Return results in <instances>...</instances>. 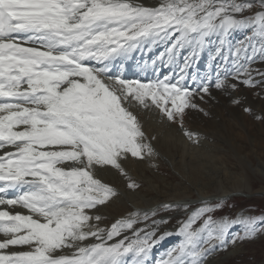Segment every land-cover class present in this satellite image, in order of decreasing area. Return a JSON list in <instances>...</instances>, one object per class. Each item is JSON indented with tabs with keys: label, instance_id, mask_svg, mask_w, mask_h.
<instances>
[{
	"label": "snow or ice",
	"instance_id": "obj_1",
	"mask_svg": "<svg viewBox=\"0 0 264 264\" xmlns=\"http://www.w3.org/2000/svg\"><path fill=\"white\" fill-rule=\"evenodd\" d=\"M236 32L244 37L234 44ZM160 47L140 66L154 79L114 71ZM257 62L264 64V0L259 7L255 0H0V150L13 149L0 155V264H205L237 223L216 218L223 198L192 211L188 204L132 209L103 228L99 208L120 195L104 174L115 171L135 191L126 165L157 155L129 106L156 110L183 129L187 110L204 111L198 101L212 86L264 90ZM15 207L27 214L7 210ZM181 207L175 232L163 230L169 221L155 217ZM238 223L241 239L264 230V217ZM172 235L178 243L156 259V246Z\"/></svg>",
	"mask_w": 264,
	"mask_h": 264
},
{
	"label": "rangeland",
	"instance_id": "obj_2",
	"mask_svg": "<svg viewBox=\"0 0 264 264\" xmlns=\"http://www.w3.org/2000/svg\"><path fill=\"white\" fill-rule=\"evenodd\" d=\"M251 94L252 90L235 92V96L247 95L245 106L251 109L247 113L243 112L244 104L234 105L239 116L229 111L234 106L230 103L231 98L224 95H217L214 101L208 97L200 101L199 106L206 108L203 113L188 110L190 114L184 119L187 121L185 125H191L190 131L197 134V144L187 141L175 124L168 125L172 130L167 135L168 140L158 132L160 137L157 135L155 140L162 157L140 161L138 171L134 170L136 173L128 170L140 185L139 189H128V181L115 171L104 174V179L116 187L120 195L99 208L98 214L103 218L99 225L107 220V224L110 223L114 216L126 213L133 206L148 207L159 201L181 199L190 202L189 211H192L200 206L196 201L200 197L229 193L234 195L233 199L225 200L215 215L220 218L225 210L231 211L237 223L230 228L225 250L213 255L205 264H264V230L258 231L254 237L241 239L245 229L238 223L245 216H253V211L257 217H264V96L262 92L261 98ZM241 100L245 99L242 97ZM257 116L261 118L257 119ZM166 140L172 142L166 145ZM179 212L185 216L183 210L172 209L155 219L164 218L170 222ZM233 238L235 243L231 242Z\"/></svg>",
	"mask_w": 264,
	"mask_h": 264
},
{
	"label": "bare ground",
	"instance_id": "obj_3",
	"mask_svg": "<svg viewBox=\"0 0 264 264\" xmlns=\"http://www.w3.org/2000/svg\"><path fill=\"white\" fill-rule=\"evenodd\" d=\"M200 101H198V103H199ZM201 104H202V102H201ZM242 105V104H241ZM232 106V105H231ZM240 106V105H239ZM201 107V106H200ZM233 107V106H232ZM232 107H230V108H232ZM243 108H245V104H244V106H243ZM242 109V108H241ZM239 110V109H238ZM230 112H238L237 111V108L234 106V108H232V109H230L229 110ZM193 112V111H192ZM195 112H197V111H195ZM201 113V112H200ZM188 114H190V113H188ZM196 114V113H195ZM237 115H238V113H236ZM235 114V115H236ZM192 115H194V113L192 114ZM207 115V114H206ZM210 115V114H209ZM239 115H240V113H239ZM238 115V116H239ZM197 116V115H196ZM199 116V115H198ZM200 116H201V114H200ZM211 116V115H210ZM231 116H233V113H232V115ZM209 117V116H208ZM207 117V118H208ZM235 117V116H234ZM149 121L146 123V133H147V135L148 136H150V135H153V137L154 138H156V136L158 135V132H159V134H160V132L162 133L160 136H166L167 137V135H170V132L172 131L169 127L170 126H168V125H164V126H162V124H157V123H155V122H157L156 121V119H154V117H153V115H151V116H149ZM187 118V117H186ZM185 118V119H186ZM189 118V117H188ZM191 118H193V116L191 117ZM212 118H213V115H212ZM233 118V117H232ZM190 119V118H189ZM236 119H237V117H236ZM191 121H193V119H190ZM196 120H198V119H196ZM186 121V120H185ZM190 121V122H191ZM214 121H216V120H214ZM213 121V122H214ZM187 122V121H186ZM189 122V121H188ZM212 122V121H211ZM212 122V123H213ZM216 122H218V121H216ZM215 122V123H216ZM194 123H195V121H194ZM197 123H198V121H197ZM209 123H210V121H209ZM219 123V122H218ZM196 124V123H195ZM211 124V123H210ZM214 124V123H213ZM220 124V123H219ZM174 125V124H173ZM221 125V124H220ZM216 126V125H215ZM218 126V125H217ZM208 127H210L209 125H208ZM212 127V126H211ZM212 129V128H211ZM216 129H218V128H216ZM159 136V135H158ZM159 136V137H160ZM161 137V138H162ZM158 138V137H157ZM163 139L165 140V138L163 137ZM169 139H171L170 137H169ZM167 140H168V137H167ZM167 140H166V143H164V144H168V142H167ZM171 142H172V140H171ZM171 142H169V143H171ZM173 144H170V146H172ZM169 148V147H168ZM140 163V161H137V160H132V161H130L127 165H126V168H127V170H129V172H130V170H132V171H138V164ZM131 171V172H132ZM134 171V172H135ZM264 171V170H263ZM136 173V172H135ZM134 173V174H135ZM136 175V174H135ZM125 184V183H124ZM122 187H124V186H122ZM220 261V260H219Z\"/></svg>",
	"mask_w": 264,
	"mask_h": 264
}]
</instances>
